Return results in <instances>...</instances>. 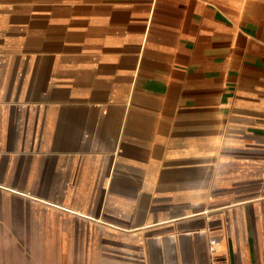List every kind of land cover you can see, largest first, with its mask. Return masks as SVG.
I'll return each instance as SVG.
<instances>
[{
  "label": "crops",
  "instance_id": "0c3cea01",
  "mask_svg": "<svg viewBox=\"0 0 264 264\" xmlns=\"http://www.w3.org/2000/svg\"><path fill=\"white\" fill-rule=\"evenodd\" d=\"M37 233L264 264V0H0V264Z\"/></svg>",
  "mask_w": 264,
  "mask_h": 264
},
{
  "label": "rangeland",
  "instance_id": "374dc122",
  "mask_svg": "<svg viewBox=\"0 0 264 264\" xmlns=\"http://www.w3.org/2000/svg\"><path fill=\"white\" fill-rule=\"evenodd\" d=\"M28 236H30V240L32 241V250L30 251V253H32V260H34L37 264H61L62 250L58 247L59 244L57 243V235L48 236L45 235L44 233L42 234L37 233ZM46 237L49 239V244L51 245L49 249H46L45 247ZM74 242L75 240L73 241V243ZM4 252H8V251H3L0 249V263L4 262V257H2V253ZM64 252L66 253L67 257L68 255L70 258L76 257L75 249L72 251H63V253ZM73 261H75V259L72 260V264H75ZM68 262L71 263V259Z\"/></svg>",
  "mask_w": 264,
  "mask_h": 264
},
{
  "label": "built area",
  "instance_id": "2783aa9c",
  "mask_svg": "<svg viewBox=\"0 0 264 264\" xmlns=\"http://www.w3.org/2000/svg\"><path fill=\"white\" fill-rule=\"evenodd\" d=\"M208 243H209V250L213 251L216 243V238L214 236L209 237Z\"/></svg>",
  "mask_w": 264,
  "mask_h": 264
}]
</instances>
